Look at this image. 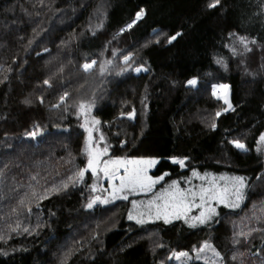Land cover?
<instances>
[{
    "label": "trees",
    "instance_id": "trees-1",
    "mask_svg": "<svg viewBox=\"0 0 264 264\" xmlns=\"http://www.w3.org/2000/svg\"><path fill=\"white\" fill-rule=\"evenodd\" d=\"M210 2L0 0V264H177L169 258L174 252L192 255L205 241L223 264H236L233 255L237 264H264V232L239 235L264 227V144H257L264 133V0H220L211 9ZM92 60L97 64L85 75L80 66ZM105 61L111 64L100 75ZM61 66L63 83L57 75L54 87L45 86ZM193 78L195 87L187 84ZM220 84L231 89L229 112L212 94ZM64 90L71 93L67 109L52 108ZM81 100L92 102L89 114L99 121L109 157L161 159L154 175H168L154 192L173 180L198 190L212 178L244 176L246 199L195 228L180 219L137 224L128 219L132 201L146 204L153 193L87 209L94 195L85 173L84 182L39 207L34 201L31 213H12L30 184L41 191L85 168ZM34 126L41 128L35 139L25 135ZM173 157L185 167L167 161Z\"/></svg>",
    "mask_w": 264,
    "mask_h": 264
},
{
    "label": "snow or ice",
    "instance_id": "snow-or-ice-1",
    "mask_svg": "<svg viewBox=\"0 0 264 264\" xmlns=\"http://www.w3.org/2000/svg\"><path fill=\"white\" fill-rule=\"evenodd\" d=\"M42 2V0H41ZM220 4V0H211L208 7L215 8ZM143 15V9L136 13V20H139ZM135 23V21H133ZM128 28L132 27V24L127 25ZM124 31V29H121ZM181 33L177 32L175 35L168 38V43L176 40ZM240 44L243 45L245 52H250L251 49L248 47V41L245 37L239 38ZM31 43V41L29 42ZM251 43H256L255 40ZM47 51V49L45 50ZM235 53V48L232 49ZM115 56V50L112 52ZM131 60V54L123 56V63L128 64ZM218 64H223L222 59L217 60ZM97 64L96 60L91 62L83 63L80 68L82 72L87 75L94 70V66ZM111 61H105L100 63L99 72L103 75L107 70V65H110ZM125 69H122L124 71ZM135 72L139 73L141 71H147L145 68L137 67L134 69ZM63 73L64 68L61 66L57 73H54L52 77L45 78L43 84L48 88L54 87L53 80L59 75L61 83H63ZM6 79V78H5ZM189 86L195 87L197 80L195 78L189 79L187 81ZM217 89L222 90L224 95H218ZM228 89L227 84H220L213 86V96L217 99H223L227 108L224 111L232 109V104L228 99ZM71 93L64 90L62 94L58 97V102L52 104V108H59L61 105L65 106L67 109V100ZM40 102H44L43 96L40 97ZM24 104H30L31 101L25 99L22 101ZM92 102L81 100L78 104V114L85 116V121L81 125L88 135L84 141V152L87 155V166L86 168H80L73 174L69 175L66 180L61 181L60 184H53L50 188L43 186L41 191H37L34 185H29L30 192L24 193L17 202V206L11 209L12 213L18 214L20 208H26L28 213H31V204L35 201L37 202V207H39V201L43 199H48L51 194H58L61 191L67 190L71 184L75 187L77 184L84 182L85 173L87 171L91 172L93 177V183L90 185L91 191L93 193L98 190V181L103 175V178L108 182V188L111 190L107 192V195L93 196L89 199L88 203L85 205L87 209H92L97 203L102 205L111 204L116 200H128V197L137 193H150L152 192L155 185L159 184L164 176L168 175L164 173L159 177H153L148 174L149 168L157 163L156 159H108L102 160L101 157L107 155L108 148L105 146L103 149L98 147H93L92 131L95 125L99 124V121L92 120L91 127L89 126V121L87 119L88 114L92 110ZM135 110L128 113L129 119L133 118ZM220 112H217V117L220 116ZM213 129L216 128V124L211 125ZM98 130V129H97ZM41 132L39 126H34L33 130L25 133L26 136H30L35 139ZM104 139L101 135L100 140ZM235 148L239 150H247L246 145L239 140L230 141ZM257 144H264V133H261ZM259 150V149H258ZM172 162L174 164H179L181 168L185 166L184 159H178L173 157ZM7 167V165L5 166ZM121 169L123 172L121 173ZM3 173L0 172V175ZM193 176L204 180L206 177H200L198 173L193 171ZM207 175V174H206ZM32 181H36L39 184L37 176H31ZM225 180V183L220 186L217 184L215 178L209 179L206 186H201L197 189L187 188L181 189L177 181L173 180L171 185L163 191L153 195L152 199L148 200L146 204L138 203L137 201H132V209L128 212V219H135L137 224H144L148 220H163L165 224L171 223L173 220L183 219L186 224L191 228H195L198 224L203 225L207 223L214 215H216V208L213 206L215 204H222L226 208L237 209L240 207L241 203L246 199V188H247V178L244 176H232V177H221ZM259 179V177H258ZM119 183H115V181ZM107 191V190H105ZM193 209L198 210V215H190ZM261 213L264 214V207L261 208ZM258 222L261 221L262 217H255ZM12 232H17L20 229V224L17 222L15 226L9 225ZM24 232H29L28 228L23 229ZM252 232H264V227L262 228H252L249 232H241L239 235L244 236L245 239L251 235ZM4 239L3 235H0V240ZM238 243V241H234ZM196 252V259H203L204 264H222L221 254L207 241H205L199 248L193 249ZM206 250L211 251L212 258L209 259L207 256H202ZM243 256V253H240ZM173 256L181 261V264H185L182 258H187V252H174ZM171 259V257H169ZM237 259L236 255L232 256V260ZM243 264V262H241Z\"/></svg>",
    "mask_w": 264,
    "mask_h": 264
},
{
    "label": "rangeland",
    "instance_id": "rangeland-1",
    "mask_svg": "<svg viewBox=\"0 0 264 264\" xmlns=\"http://www.w3.org/2000/svg\"><path fill=\"white\" fill-rule=\"evenodd\" d=\"M217 93H218V95H224V93L222 92V90H219V89H217ZM220 101L222 102V103H224V101H223V99H220ZM225 104V103H224ZM221 113V112H220ZM87 119H88V121H89V126L91 127V122H92V120L94 119V120H96L91 114H88V116H87ZM82 124L84 123V121H85V116L84 115H82ZM83 128V127H82ZM98 129V130H97ZM83 130H84V128H83ZM84 134H85V138H86V136L88 135V133L87 132H85V130H84ZM100 137H101V134H100V132H99V124H97V125H95V127L93 128V131H92V140H93V147H98V148H101V149H103L104 147H105V144H104V140H100ZM233 141V140H232ZM232 144V143H231ZM232 146L234 147V145L232 144ZM264 146V145H263ZM237 149V148H236ZM239 150V149H238ZM83 151H84V148H83ZM241 151H244V150H241ZM84 155H85V158H86V166H87V155H86V153L84 152ZM101 159L102 160H108V159H116V158H111V157H109V154H108V152H107V155H105V156H103V157H101ZM132 159H156L157 160V163L154 165V166H152L151 168H149V170H148V174L150 175V176H153V177H159V176H161V175H159V176H156V175H154V172L156 171V169H157V167L159 166V164H160V162H161V159H158V158H128V160H132ZM169 163H171V164H173V165H178V166H180L179 164H174L173 162H172V159H168L167 160ZM86 166H85V168H86ZM185 167V166H184ZM183 167V168H184ZM123 172V170L121 169V173ZM86 173H89L90 175H91V172L90 171H87ZM164 180H165V176H164V179L163 180H161L160 181V183L159 184H157V185H155V187L153 188V190H152V192H150V193H137V194H133V195H130L128 198H130V197H136V196H144V195H150L151 193H153L152 195H154V194H156V193H159V192H161V191H163L164 189H166V188H168L169 187V185H164L163 187H161L160 189H158L156 192H154L155 191V188L157 187V186H159V185H161L163 182H164ZM93 183V177H92V175H91V184ZM98 183V190H97V192H95V193H93L92 192V195H94V196H101V197H103V196H105V195H107V192H110L111 190L108 188V182H107V180L106 179H104L103 178V175L101 174V177H100V179H99V181L97 182ZM115 183H119V181L117 180V181H115ZM225 183V180H220L219 182H217V184L218 185H220V186H222L223 184ZM105 190H107V191H105ZM0 197H1V195H0ZM153 197V196H152ZM1 199H2V197H1ZM3 200V199H2ZM116 201H118V200H116ZM116 201H114V202H116ZM2 201L0 200V203H1ZM3 202H4V200H3ZM3 202L1 203V205L0 206H2L3 207V205H5V203L3 204ZM7 203V202H6ZM8 204V203H7ZM96 206H102V204H99V203H97L96 205H94L93 206V208L94 207H96ZM213 206L216 208V213H217V211L218 210H220V209H222V208H226V207H224V205H222V204H215V203H213ZM190 215H198V210L197 209H193L192 210V212L190 213ZM180 220H182L183 222H184V220L183 219H180ZM9 221H10V219H9ZM236 240V239H235ZM202 256H207L209 259H211L212 258V253H211V251H208V250H206V252L204 253V254H202ZM171 257V259H172V261L174 262V263H177V264H181V261H178L173 255L172 256H170ZM240 259V257H237V259L235 260V263L237 264V261ZM182 260L185 262V264H204V261H203V259H200V260H197L196 259V252H194L192 255H189L188 254V257L187 258H182ZM224 262H223V260H222V264H223Z\"/></svg>",
    "mask_w": 264,
    "mask_h": 264
},
{
    "label": "water",
    "instance_id": "water-1",
    "mask_svg": "<svg viewBox=\"0 0 264 264\" xmlns=\"http://www.w3.org/2000/svg\"><path fill=\"white\" fill-rule=\"evenodd\" d=\"M227 95H228V99H229V102L231 103V89H230V87H229V89H228V93H227ZM232 104V103H231ZM225 107L227 108V105L225 104ZM231 110V109H230ZM230 110H228V111H225V112H229Z\"/></svg>",
    "mask_w": 264,
    "mask_h": 264
}]
</instances>
